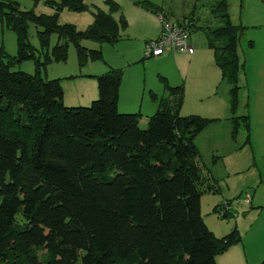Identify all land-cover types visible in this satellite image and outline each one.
I'll return each mask as SVG.
<instances>
[{
    "label": "trees",
    "instance_id": "16d2710c",
    "mask_svg": "<svg viewBox=\"0 0 264 264\" xmlns=\"http://www.w3.org/2000/svg\"><path fill=\"white\" fill-rule=\"evenodd\" d=\"M43 1L52 13L0 0L2 25L18 43L16 54L0 49V264H218L217 257L242 243L243 235L235 226L217 236L202 216V197L222 187L202 164L196 139L221 119L181 115L185 84L171 85L161 76L167 94L150 91L159 106L143 128L141 110L119 109L123 68L108 64L103 46L84 45L127 38L121 4L105 0V9L87 0ZM196 3L179 18L162 3L135 1L170 22L188 21L190 38L197 29L205 32L221 78L230 84L232 137L244 128L250 143L251 115L237 114L246 63L239 45L247 26L233 22L229 0L209 5L204 21ZM65 9L90 11L93 21L83 29L62 23ZM30 24L39 28L38 46L30 40ZM54 33L58 40L51 47ZM71 44L80 67L95 60L109 65L87 75L96 78L99 92L87 106L66 105L62 78L43 76L50 63L68 60ZM25 60H33L34 72L15 68ZM230 202L216 204L213 212L229 217Z\"/></svg>",
    "mask_w": 264,
    "mask_h": 264
},
{
    "label": "rangeland",
    "instance_id": "374dc122",
    "mask_svg": "<svg viewBox=\"0 0 264 264\" xmlns=\"http://www.w3.org/2000/svg\"><path fill=\"white\" fill-rule=\"evenodd\" d=\"M16 1L19 2V6L22 10L34 8L37 13L53 12V9L43 0L38 2L36 0ZM117 1L121 4V8L128 4L126 0ZM153 1L164 4L166 8L171 7L175 13V16L179 18H182L184 14H189L197 1L196 10L200 13L202 20L204 21L205 17L209 15V5H211L216 0ZM229 1L230 13L233 22L247 26L244 30V34L242 35L239 45L241 60L246 59L249 65L251 64L250 60L255 61L256 64H258L260 68L264 70V0ZM87 2L100 7L103 6L105 9H109L108 5L105 3V0H87ZM137 9L138 8H135L134 11L130 13L124 12L129 20L127 37L130 36V38L128 37L125 40H121L114 45L108 43L101 44L96 41L86 40L84 45L90 48H95L94 46H103V52L106 61L108 64L110 62L116 67L119 66L118 64H122V62L125 60L123 57L125 50H130L131 54L139 59L129 67V70H126V72L123 70L121 89L130 87V85L133 83L134 85L137 84V86H140L141 88H146V93H148L149 90H153L158 95L162 96L165 87L162 81L163 78H161V76L169 78L171 85H177V83H175L177 82V79H175L173 74L180 76L179 66L177 67L176 61L170 57L160 60L162 55L142 60L145 55L144 48H141V39L145 34L155 32L154 28L152 30L150 29V27L155 26V19L153 16L147 14L151 17L152 22L148 19L146 24L141 21L140 23H136L138 18L137 11H141ZM89 12L90 11L74 13L68 9H65L60 15V22L65 23L70 22L66 20H75V17H71L72 19H70V16L68 15H79L76 16L79 17V19L76 21H81V18L85 19L86 16L88 17V15H92L91 12ZM116 15H118V13ZM172 20L175 21V18L173 17ZM158 22L160 23V20H158ZM88 25L89 23L85 27L79 28L83 29ZM5 29H7L5 30L6 34L4 35L5 40H1L3 36L2 32H0V49H5V51L9 54H16L18 43L15 45L10 40V34L13 35L15 39H17V34L12 32L13 30L7 27H5ZM38 29L39 28L35 24H30V40L34 45L37 46L39 45L37 35ZM191 39L195 42V44H197L198 47L204 46L207 53L193 62L181 60L180 69L184 70V73H181V78L182 76L186 78V81L184 82H186L187 85V97H185V102L180 114L187 115L193 113L207 116L205 114H213V109H210V107L213 105L216 106L214 109H218V114H226L227 110H220V107H222V105L225 103L224 100L220 98H201V92H205L207 90L200 87L201 74L205 70L210 72L214 70L213 65H208L209 54H214L213 50L210 49L206 44V34L202 29L193 31L191 34ZM57 40L58 35L54 33L52 35L51 47L57 43ZM251 40H253L255 44L253 47L249 46ZM89 64L96 66V69H93L95 72H101L96 70H102V68H105V70L109 69V65L104 60L89 61ZM87 67V65L84 67L79 66L76 48L73 44H71L68 60L66 62L50 63L43 71V76L47 79L59 77L62 78V85L64 88V102L66 105L87 106L99 96L96 78L70 77V74L72 73L76 74L80 71L84 73L88 72L89 69H87ZM15 68H21L28 72H34L35 66L33 60H25L21 64H17ZM251 77H253L252 74ZM256 79L257 85L260 88H264V78L261 75L256 74ZM240 83L242 86L244 85L243 75L241 76ZM228 90H230L229 82L222 80L215 94H222V92H226ZM165 94H167V91ZM246 95L247 91L244 96V104L246 103L247 99ZM259 101V106H261V112L264 116V100L260 99ZM155 105L157 106L158 104ZM124 106L125 108H130L126 107V105ZM120 108L123 107L120 106ZM137 108L138 109H120V111L137 112L140 110L139 107ZM143 108L141 126L146 128L148 124V117L146 115L147 104H145ZM156 110L157 108L151 111L148 116L152 115ZM240 112H244L243 105L238 108L237 114H242ZM261 121L263 123L264 118ZM221 129L217 131V128H208L207 130L203 131L196 139L201 151L202 164H206L213 169V173L220 179V185L222 187V192L219 194H205L202 197V216L204 217L208 227L214 231L217 236H223L224 234L230 232L236 226V223L238 222L237 220H239V224L237 226H239V230L243 235V242L237 247L241 248L240 255L244 258V264H262L263 259H261V256L264 252V177L261 175L258 165L256 166L254 163L256 162V155L254 156L250 146H247L249 143L245 144L247 135L246 129L240 128L237 137H232V139L229 137L228 131L224 132ZM222 136L227 138L229 144L226 143ZM220 137H222L221 140ZM215 155L219 156L216 163L213 162ZM251 195L254 197V204L257 205L256 208H252L251 205L246 203L244 200L245 198H250ZM227 199L231 201L230 206L232 204L233 207L231 211L232 214L227 218H222L218 213L213 212V208L218 203L226 202ZM236 213H238L239 217H236ZM228 255L229 254H227V252L219 255L217 257L218 264H229ZM246 255H248V257ZM78 264H82V262L79 261Z\"/></svg>",
    "mask_w": 264,
    "mask_h": 264
},
{
    "label": "crops",
    "instance_id": "0c3cea01",
    "mask_svg": "<svg viewBox=\"0 0 264 264\" xmlns=\"http://www.w3.org/2000/svg\"><path fill=\"white\" fill-rule=\"evenodd\" d=\"M126 1L128 2V4L122 8V10H124L125 13L133 12L135 8H138L137 10H141V11H137V14H138L137 17L138 18L136 20V23H140V21H141V22L146 24L148 19L152 22L151 17L148 15L153 16V18L155 19V23H154L155 26L150 27L151 30L154 28L155 32L154 33L150 32V33H147L144 36H142L141 48L142 47L144 48L146 41L151 40L153 38L155 39L160 35L161 30H162V23H161V21H160V23L158 22V20H160V19L157 16V14H155L153 12H149V11L143 9L142 7L136 5L135 1H137V0H126ZM166 9L173 11V9L171 7L166 8ZM74 13H79V12H74ZM92 15H88V17L86 16L85 19L81 18L80 19L81 21H76L77 19H79V17H76V16H79V15H68V16H70V19H72L71 17H75V20L72 19V20H66V21H70L72 23H75L78 27H85L88 23L90 24L92 22V20H93ZM130 26H131V24H130ZM5 30H7V29H5L3 27L2 22H1L0 32H2V36H3L1 40H5L4 39V35L6 34ZM12 32H14V31H12ZM128 37L130 38V36H128ZM125 39H123V40H125ZM10 40L15 45H17V39H15L13 37V35H11V34H10ZM191 43L195 47L193 53H185V52H178V51H172L171 50V51L164 53V55H162L160 58V60H164V59H167L170 57L176 61L177 67L179 66L180 76L173 74L175 76V79H177L176 80L177 82H175V83L180 84L182 82L185 84L186 97H187V85H186V82H184V81H186V78H184L183 76L181 78V73L182 74L184 73V70L180 69L181 60L193 62L194 60L198 59L201 56H204L207 53L205 51L206 49L204 48V46L198 47L197 44H195V42L192 41V39H191ZM254 46H255V44H254ZM94 47L97 48V46H94ZM17 50H18V46H17ZM123 57L125 58V60L122 62V64H118L119 65L118 67L123 68V70L125 72H126V70H129V67L132 64H134L136 61H138V59H139V58H136V56H133L131 54L130 50H128V49L125 50V54H123ZM250 63H251L250 64L251 67H250L248 61L246 60L245 70L242 71V73L240 75V80H241L242 75L244 78V85H243V88L241 90V103H240V106L243 105L244 112H240V113L244 114V113L248 112L251 115V120H252L251 142L247 146H250L254 156L256 155V166L258 165V167L260 169V173L264 177V124H263L264 122L262 123V121H261L264 118V116L261 112V106H259V102H260L259 100L260 99L264 100V88H260L256 82L257 81L256 74H259L264 78V70H262L260 68V66L258 64H256L255 61L250 60ZM208 65L209 66L213 65L214 70L211 72L208 70H205L201 74L200 87L202 89H207L205 92H201L202 93L201 98L202 99H208V98L219 99L220 98V99L224 100L225 103L222 105V107H220V110L221 111L227 110V112H226V114H218V112H219L218 109H214V108H216L215 105L210 107V109H213V114H205V115L210 116L211 118H220L221 120L216 122V123L209 125L205 130H207L208 128H217V131H219L222 128L221 130H223L224 132L228 131L229 137L232 139V123L228 119L231 116L230 104H229V90L226 92H222V94H219V93L215 94L217 92V89L219 88L220 83L222 82V78H221V73L215 64L214 55H212V54L211 55L209 54ZM87 66H88L87 69H89L88 72L84 73V72L80 71V72H77L76 74L72 73V74H70V76L76 75V77H73V78L88 77L87 76L88 74H99V73H103V72L107 71V70H105V68L104 69L102 68V70H96V71H101V72H95V71H93V69H96L95 65H90L88 63ZM251 74L253 77H251ZM168 80H169V78H168ZM169 82H170V80H169ZM244 87H245V89H244ZM150 91L151 90H149V92L146 93V88H141L140 86H137V84L134 85L133 83L130 85V87H126L125 89H121L120 90V98H119V108L121 106L123 108H120V109L125 110V109H132V108L138 109L137 107H139V109L141 111H143L144 105L147 104L146 115L148 117L149 113H151V111H153L156 108L158 109V106H159V101L155 100L151 96ZM246 91H247V95H246L247 99H246V103L244 104V96L246 94ZM165 93H166V89L164 88L162 96H164ZM146 94H148V95H146ZM158 96H160V95H158ZM247 103H248V106H247ZM155 104H158V105L156 106ZM124 105H126V107H130V108H125ZM221 113H223V112H221ZM226 120H228V121H226ZM218 136H220V135H218ZM222 137L226 141V143L229 144V141H227V138L225 136H222ZM222 137H220V140L222 139ZM233 169H239V168H233ZM235 171H240V170H235ZM252 204H254V197H252ZM230 209H233L232 204H231ZM236 217H239L238 213H236ZM237 221L238 222L236 223V226L239 224V220H237ZM237 227L239 228V226H237ZM239 244L232 246L227 251V254H229L228 255L229 256L228 257V263L229 264H244V261H243L244 258H243V256L240 255L241 248L237 247ZM232 252H234V253H232ZM246 256L248 257V255H246ZM261 259H264V252L262 253Z\"/></svg>",
    "mask_w": 264,
    "mask_h": 264
},
{
    "label": "built area",
    "instance_id": "2783aa9c",
    "mask_svg": "<svg viewBox=\"0 0 264 264\" xmlns=\"http://www.w3.org/2000/svg\"><path fill=\"white\" fill-rule=\"evenodd\" d=\"M159 19L162 22V33L159 38L146 43L144 48L146 57L158 56L167 50L185 53L194 52L195 47L191 43L188 21L178 24L166 20L162 15ZM245 201L249 202L250 199L246 198Z\"/></svg>",
    "mask_w": 264,
    "mask_h": 264
}]
</instances>
